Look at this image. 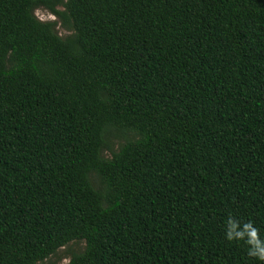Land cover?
<instances>
[{"label":"trees","instance_id":"trees-1","mask_svg":"<svg viewBox=\"0 0 264 264\" xmlns=\"http://www.w3.org/2000/svg\"><path fill=\"white\" fill-rule=\"evenodd\" d=\"M73 242L264 264V0H0V264Z\"/></svg>","mask_w":264,"mask_h":264},{"label":"rangeland","instance_id":"rangeland-1","mask_svg":"<svg viewBox=\"0 0 264 264\" xmlns=\"http://www.w3.org/2000/svg\"><path fill=\"white\" fill-rule=\"evenodd\" d=\"M66 1V0H64ZM35 17L40 21H53L55 17H53L46 9L38 8L34 12ZM58 32L61 36H66L69 33L65 31L63 28L58 26ZM126 137L121 135L120 133H115L109 142V147L112 151H117L120 145L125 142ZM111 152L108 150L104 151V156L110 157ZM84 249V243L81 242H73L70 243L68 246L60 249L55 255L51 256L43 263L40 264H68L70 258L74 254H79Z\"/></svg>","mask_w":264,"mask_h":264}]
</instances>
